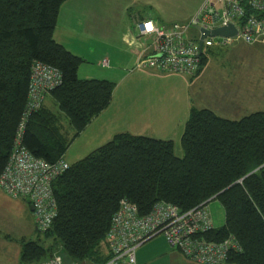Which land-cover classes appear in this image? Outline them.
Segmentation results:
<instances>
[{"label": "trees", "instance_id": "1", "mask_svg": "<svg viewBox=\"0 0 264 264\" xmlns=\"http://www.w3.org/2000/svg\"><path fill=\"white\" fill-rule=\"evenodd\" d=\"M64 1L0 0V173L21 122L35 61L60 71L61 84L48 95L71 131L43 103L28 116L22 133V144L34 156L47 161L63 157L111 103L115 83L79 78L84 58L53 38ZM200 60L201 66L202 52ZM180 145L183 154L178 157L171 140L122 131L71 163L52 183L57 212L42 233L49 245L24 241L20 264L60 251L75 261L101 264L109 257L105 235L121 198L135 204L140 214L158 201L187 210L217 200L223 224L198 236L221 241L232 235L240 250L231 252L227 263L264 264V110L229 119L192 107Z\"/></svg>", "mask_w": 264, "mask_h": 264}, {"label": "crops", "instance_id": "2", "mask_svg": "<svg viewBox=\"0 0 264 264\" xmlns=\"http://www.w3.org/2000/svg\"><path fill=\"white\" fill-rule=\"evenodd\" d=\"M141 1L65 0L60 6L53 38L84 58L77 69L78 77L116 81L110 105L73 140L71 145L76 148L72 152L71 146L67 149L63 155L66 161L84 157L122 131L171 140L175 155L180 157L183 154L180 138L192 107L209 108L229 119L264 110V89L247 94L225 89L214 94L200 86L203 84L202 66L192 76L153 69L132 71L136 60L148 54L150 48L147 46L151 41L150 37L137 35V22L150 18L158 26L169 29L173 23H186L204 2L199 0L184 8L171 4L163 8L153 0L159 9L154 12L148 6L141 7ZM105 59L107 66L101 63ZM33 225L36 229L34 219ZM159 235L135 249V264H199L170 247L164 236ZM24 237L25 234L7 246L1 242L0 264H20ZM58 253L64 264H88L75 261L61 251Z\"/></svg>", "mask_w": 264, "mask_h": 264}, {"label": "built area", "instance_id": "3", "mask_svg": "<svg viewBox=\"0 0 264 264\" xmlns=\"http://www.w3.org/2000/svg\"><path fill=\"white\" fill-rule=\"evenodd\" d=\"M228 24L234 25L236 34L205 36L201 52L204 48H222L239 41L264 43V0H204L186 23H173L169 29L158 26L150 18L140 20L136 23L137 35L151 38L147 46L150 50L136 60L131 70L153 69L192 76L201 64L200 31L195 40L184 38V33L189 26L211 30ZM101 63L107 66L108 60ZM60 84L61 73L56 67L41 61L32 64L26 105L12 150L0 173V188L12 198H26L32 205L39 232L46 231L56 216L52 183L70 164L63 157L47 161L34 156L21 139L28 116L38 110L45 95ZM212 227L210 213L203 204L181 210L170 202L158 201L148 213L140 214L135 204L121 198L105 235L109 257L101 264H135V249L159 234L187 259L199 264H223L231 252L240 250V245L232 235L221 241L198 236ZM40 264L63 263L55 256Z\"/></svg>", "mask_w": 264, "mask_h": 264}, {"label": "rangeland", "instance_id": "4", "mask_svg": "<svg viewBox=\"0 0 264 264\" xmlns=\"http://www.w3.org/2000/svg\"><path fill=\"white\" fill-rule=\"evenodd\" d=\"M144 1H146V3H144ZM198 1L199 0H156L163 8H166L170 4L175 7L184 8ZM154 3L153 0H142L140 6H148L147 8L152 9L154 12H159L158 7L154 5ZM198 34L199 30L196 27L189 26L184 33V38L195 40ZM202 53L205 57V61L201 65V73H203L201 81L203 84L200 86H205L210 93L215 94L218 90L222 91L228 89L229 91H235L237 94H247L253 90L258 91V89H264V43H245L239 41L222 48H204ZM95 72L98 75L100 74L97 70ZM134 72H137V70H134ZM113 82L116 81L113 80ZM119 94L120 93L116 92V95ZM116 95L115 99L118 101L119 98L116 97ZM45 98L46 95L42 104H46V106L57 115L63 129L71 131L65 115L59 110L56 101L50 96ZM211 99L212 97L210 94L209 101H211ZM70 146L72 152L76 147L73 148L71 144ZM71 152L70 155H72ZM70 160L67 159V162L72 163L74 162L72 160L75 159ZM18 201H21L22 204ZM207 205L213 226L217 227L223 224L224 210L220 203L217 200H211ZM32 216L33 214L29 208V201L26 198H10L0 188V244L4 241L7 246L25 234L24 241H39L45 246L49 245L50 241L43 237V232H39L34 228ZM54 248L55 250L58 249V247ZM61 252L65 254L64 251ZM55 256L60 257L62 261L63 258L60 253L54 252L51 257ZM51 257L35 262L34 264L45 262ZM6 261H9V259L6 258ZM157 264H161V262ZM224 264L230 263L225 262Z\"/></svg>", "mask_w": 264, "mask_h": 264}, {"label": "water", "instance_id": "5", "mask_svg": "<svg viewBox=\"0 0 264 264\" xmlns=\"http://www.w3.org/2000/svg\"><path fill=\"white\" fill-rule=\"evenodd\" d=\"M199 31H200V37L198 39V48H199V55L201 53L202 48V40L205 36H223V37H231L234 36L237 32V29L232 24H228L226 26H220L213 28L211 30L204 29L202 27H199L198 25H195ZM33 210L32 205H30V211Z\"/></svg>", "mask_w": 264, "mask_h": 264}, {"label": "snow or ice", "instance_id": "6", "mask_svg": "<svg viewBox=\"0 0 264 264\" xmlns=\"http://www.w3.org/2000/svg\"><path fill=\"white\" fill-rule=\"evenodd\" d=\"M148 27L150 28L151 26L149 25Z\"/></svg>", "mask_w": 264, "mask_h": 264}]
</instances>
